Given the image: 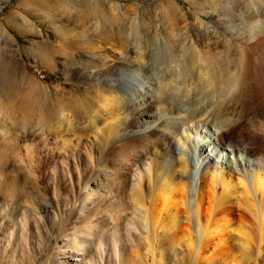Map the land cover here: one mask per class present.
<instances>
[{
	"label": "bare ground",
	"instance_id": "obj_1",
	"mask_svg": "<svg viewBox=\"0 0 264 264\" xmlns=\"http://www.w3.org/2000/svg\"><path fill=\"white\" fill-rule=\"evenodd\" d=\"M186 2L168 34L153 40L155 69L139 51L138 64L75 68L77 82L94 84L86 115L72 113L62 96L59 123L43 122V133L64 150L63 165L86 152L73 167L93 214L111 211L106 228L80 227L69 250L73 262L106 245V255L124 264L122 231L140 235L153 259L157 243L175 238L174 264H211L206 256L264 264V0ZM67 31L77 36L75 28ZM67 45L65 61L73 56ZM82 239L85 250L75 246Z\"/></svg>",
	"mask_w": 264,
	"mask_h": 264
},
{
	"label": "rangeland",
	"instance_id": "obj_2",
	"mask_svg": "<svg viewBox=\"0 0 264 264\" xmlns=\"http://www.w3.org/2000/svg\"><path fill=\"white\" fill-rule=\"evenodd\" d=\"M99 3L0 0V264H118L106 255V245L99 251L95 247L90 258L85 253L79 262L69 257L80 227L88 229L96 222V228H106L109 222L105 217L111 211L93 214L89 208L92 201L84 200V179L78 181L73 167V162L83 163L86 152L82 149L64 166V150L58 138L43 133V122L59 123L57 101L62 96L71 102L72 113L86 115L94 84L89 87L77 82L71 75L75 68L91 70L96 63L104 69L116 62L134 65L143 60L141 53L151 67H156L158 60L152 61L150 50H158L159 43L152 44L153 40L180 17V9L187 11L188 4L186 0H108L103 8ZM96 24L101 30L80 33L83 26ZM70 28L77 31L76 39L66 34ZM64 37H68L67 48L73 54L66 61L62 53ZM110 39L126 55H121L116 46V53H112ZM153 73L149 69L148 74ZM61 87L72 90L63 94L59 92ZM118 135L123 137L122 131ZM247 226L254 237L255 228L249 223ZM120 234L124 264H174L175 238L166 236L168 243H157L153 259L140 235H136L138 241L130 232ZM75 242L76 248L83 245V250L87 249L83 239ZM107 247L110 251L111 243ZM206 258L211 264H231L221 257Z\"/></svg>",
	"mask_w": 264,
	"mask_h": 264
}]
</instances>
